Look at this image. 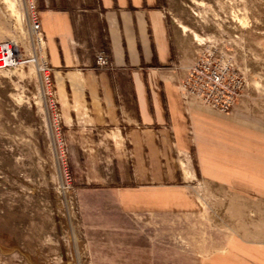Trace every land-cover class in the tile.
<instances>
[{"label":"crops","instance_id":"0c3cea01","mask_svg":"<svg viewBox=\"0 0 264 264\" xmlns=\"http://www.w3.org/2000/svg\"><path fill=\"white\" fill-rule=\"evenodd\" d=\"M36 2L76 185L111 192L125 216H198L200 196L219 198L226 237L201 264H264V116L243 94L233 114L184 98L191 63L161 0Z\"/></svg>","mask_w":264,"mask_h":264},{"label":"rangeland","instance_id":"374dc122","mask_svg":"<svg viewBox=\"0 0 264 264\" xmlns=\"http://www.w3.org/2000/svg\"><path fill=\"white\" fill-rule=\"evenodd\" d=\"M161 3L177 52L191 63L179 88L207 61L223 75L219 94L233 100L232 110L208 108L233 114L243 94L264 116V0ZM31 5L38 8L0 0V46L13 56L0 67V264H201L226 237L211 208L219 198L200 196L198 216H125L111 192L76 185Z\"/></svg>","mask_w":264,"mask_h":264},{"label":"built area","instance_id":"2783aa9c","mask_svg":"<svg viewBox=\"0 0 264 264\" xmlns=\"http://www.w3.org/2000/svg\"><path fill=\"white\" fill-rule=\"evenodd\" d=\"M30 8L34 9V6L31 5ZM34 27L39 31L38 23L34 22ZM94 60L98 68L111 69V57L106 49H98L95 52ZM211 66V63L207 61L197 63L183 81L181 86L182 91L187 96L196 97L197 100L204 105L213 108H219V106H221L224 110H228L233 104V100L230 99V96H236V90L227 92L228 94L226 95H228L230 102L226 100L227 97H222V95L219 94V86H223V75L219 74L217 69H212ZM49 83L50 82H48V85Z\"/></svg>","mask_w":264,"mask_h":264},{"label":"bare ground","instance_id":"6f19581e","mask_svg":"<svg viewBox=\"0 0 264 264\" xmlns=\"http://www.w3.org/2000/svg\"><path fill=\"white\" fill-rule=\"evenodd\" d=\"M28 11L30 12V18H31V23H32V26H33V30L36 33H38V31L34 27V22L38 23V25H39V22H38V19H37V11H36L35 8L31 9L30 7H29ZM39 30H40V25H39ZM10 50H11L10 46H5V45H1L0 46V67L4 66L5 64H7V63H9V62H11L13 60V56H12V54H10V52H11ZM43 74H44V77H45L46 81L50 82L51 69L49 68L48 65L45 66V68L43 70ZM47 76H48V78H47ZM48 79H49V81H48ZM183 95H184V98L186 100H195V101L199 102L196 97H191L190 95L187 96L185 93H183ZM199 103H201V102H199ZM201 104L204 105L203 103H201ZM204 106H207V105H204ZM231 108H232V106L230 107V110H232Z\"/></svg>","mask_w":264,"mask_h":264}]
</instances>
